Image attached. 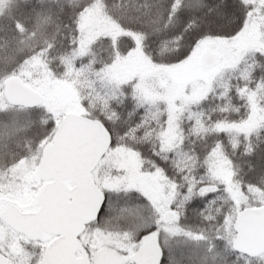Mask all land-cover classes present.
<instances>
[{
  "label": "snow or ice",
  "instance_id": "1",
  "mask_svg": "<svg viewBox=\"0 0 264 264\" xmlns=\"http://www.w3.org/2000/svg\"><path fill=\"white\" fill-rule=\"evenodd\" d=\"M0 264H264V0H0Z\"/></svg>",
  "mask_w": 264,
  "mask_h": 264
}]
</instances>
